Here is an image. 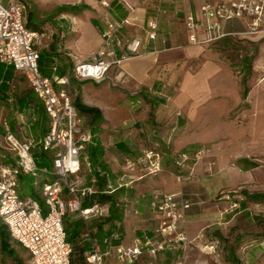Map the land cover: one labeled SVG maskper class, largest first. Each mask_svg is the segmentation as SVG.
<instances>
[{
    "label": "crops",
    "instance_id": "obj_1",
    "mask_svg": "<svg viewBox=\"0 0 264 264\" xmlns=\"http://www.w3.org/2000/svg\"><path fill=\"white\" fill-rule=\"evenodd\" d=\"M128 1L136 6V20L118 33V39L125 45L136 38L139 44L138 54L121 64L123 82L117 87L110 84L109 77L100 82L71 80L74 97L79 93L82 103L100 110L102 119L84 118L90 140L85 144L87 150L80 154L82 169L70 178L95 189L82 199V207L102 203L107 205L108 212L87 219L68 213L65 220L71 228L73 224L80 226L76 234L78 244L88 239L102 244L105 238L113 246L129 244L137 237L151 234L158 224L159 215L148 204L150 193L181 192L191 204L185 214L184 229L190 240L185 264H264V200L253 201L244 194H264V156L256 155L253 144L264 136V114L256 118L251 115L255 104L251 110L245 109L254 93L247 88L251 69H243L237 75L226 58L230 56L231 41L237 42L236 56H264V40L244 36V22L233 19L222 25L225 38L203 42L209 33L200 29L196 37L201 42L191 41L186 17L200 19L203 4L230 0ZM82 4L87 8L76 14L63 13L43 24L51 30L66 27L71 32L69 39L59 43L62 46L44 49L46 55L54 54L44 56L41 69L45 74H52L54 62L60 76H66L71 74L75 61H90L102 45L105 16L120 20L127 15L122 0H85ZM150 21L156 23L154 39L147 35ZM122 51V47L117 48V55ZM0 65V86H8L5 91L0 89V164L15 161L5 147L7 132L20 140L32 141V155L40 170L37 176L19 177L18 194L21 198L43 201L44 185L55 179L54 152L40 146L46 125L42 124L36 106L19 109L30 90L24 74L15 69L8 77L6 64ZM260 83H264V78ZM260 85L254 89L260 90ZM116 94L119 96L115 97ZM262 94L264 109V90ZM169 134L173 135L171 151H208L194 165L182 169L167 154L160 173L131 187H118L126 156L138 155ZM96 141L102 157L94 165L88 147L95 146ZM180 172L184 174L182 182L176 180ZM226 193L231 194L229 199L223 196ZM68 196L64 189L62 197ZM236 200L240 209L227 212ZM209 244L217 246L215 253L207 252L205 246ZM21 248L18 257L23 264H31L29 252ZM181 254V249L164 250L154 258L144 254L133 264H178ZM102 264L127 263L113 255Z\"/></svg>",
    "mask_w": 264,
    "mask_h": 264
},
{
    "label": "built area",
    "instance_id": "obj_2",
    "mask_svg": "<svg viewBox=\"0 0 264 264\" xmlns=\"http://www.w3.org/2000/svg\"><path fill=\"white\" fill-rule=\"evenodd\" d=\"M144 3L147 0H138ZM127 15L120 20L105 16V29L102 33V45L92 54L90 61H75L71 74L60 77L45 76L39 70V52L36 43L42 35L31 31L25 25L24 15L27 5L19 0H0V62L13 65L22 72L37 98L43 103L50 120L49 131L43 139L44 149H53V169L56 179L45 184L42 189L44 201L49 210L43 215L40 203L32 198H21L18 194L20 173L35 175L40 168L36 165L30 140H20L7 132V149L13 154L14 164H0V218L7 225L10 236L26 249L33 264H71L72 245L66 238L63 217L67 211L75 212L82 218L107 214L108 207L94 203L82 207V199L94 193L92 185H81L77 176L81 168V151L90 140V134L81 126V119L74 105L73 78L100 82L110 78L122 83L125 73L121 68L123 61L138 54L139 41L134 38L125 45L118 39V33L136 20V6L128 0H122ZM201 18L188 15L186 28L191 32L190 39L199 43L196 32L200 29L209 33L203 42H213L225 37L221 32L224 22L239 19L244 22V36L252 37L264 34V0H230L215 4L205 3L200 8ZM147 35L154 39L156 23H148ZM123 49L117 55L116 49ZM237 75L240 70L234 71ZM111 74V75H110ZM173 135L156 141L150 148L135 156L124 159L118 187H131L136 182L154 176L163 170V159L169 154L175 166L182 169L194 165L208 150L200 148L192 153L171 151ZM193 171L190 169L189 173ZM184 174H176V180L182 182ZM95 182V180H94ZM64 189L68 198H63ZM229 199V195L225 196ZM242 198V196H238ZM149 207L159 215L158 224L151 234L137 237L129 244L113 246L109 238L102 244L92 242L91 253L87 257L89 264H102L110 256L121 262L133 264L142 255L151 258L164 250H182L178 264H185V252L190 240L184 229L185 214L190 201L181 192L168 193L152 191ZM240 209V202H232L227 209ZM137 213L136 210H134ZM208 253H215V244L206 245Z\"/></svg>",
    "mask_w": 264,
    "mask_h": 264
},
{
    "label": "trees",
    "instance_id": "obj_3",
    "mask_svg": "<svg viewBox=\"0 0 264 264\" xmlns=\"http://www.w3.org/2000/svg\"><path fill=\"white\" fill-rule=\"evenodd\" d=\"M19 1L24 2L27 5V9H26V12L24 15L26 27L29 28L31 31H35V32H38L40 35H43V38L41 39L40 43H38V44L36 43V47H37L38 52H39V60H38L39 70L45 76L60 77V75H62V73L57 72L56 62H54L50 68L52 71V74H49V75L47 73L45 74L43 72V70L41 69L43 59L45 58L44 56H54V54H51V55L47 54L46 55L44 52V49L49 46L48 48L52 47L53 50H55L59 46H62V45H59V43L65 42V40L69 39L71 37V32H69V30L66 27L63 28L62 30L60 28L57 31H55L54 29L51 30L50 28H46L43 24L45 23V21H53L54 17L61 15L63 13H65V14H76V13L80 12L82 9L87 8V6L84 4H63V5H59L54 9L52 14L48 18H46L45 21H40V22L38 21L37 22L36 20L33 19V14L30 10V5L26 1H23V0H19ZM63 24H66V23H63ZM51 31H53V32H51ZM47 35H49V38H46ZM225 37H222V38L218 39L217 41H219ZM55 54H58V53H55ZM6 66H7V71L5 72V75L9 77V74L13 70H15V68L13 65H10V64H6ZM249 66L250 65H248L246 67V70L250 69ZM237 69H239L241 72V70L245 69V67L243 65H240V64L233 65V71H236ZM0 70H1V65H0ZM243 83H245V82L243 81ZM0 89L2 91H5L8 89V86L5 83H2L0 86ZM21 101H22V104L20 105L19 109H24V108L31 107V106L32 107L36 106L38 108V111H39L41 118H42V124L46 125L45 127H46L47 132H48L49 127H50L49 117L46 113V110H45L43 103L39 99H37V97H36V95H35V93L31 87H30V90L27 93L26 97H24ZM74 105H75V107L78 111V115L81 119V126L84 128L85 131L88 130V129H86V122L84 119L85 117L90 116L93 118L94 121H99L100 119H102L100 110L98 108L91 107V106H88V105L82 103L79 93L76 94L74 97ZM47 132H46V134H47ZM43 139H42L41 144H40L41 148L43 150H53V149H44ZM93 139H94V137H93ZM97 143L98 142L96 141L95 146L88 147L89 159H90L91 163L94 165L99 164L100 158L102 157V150L97 146ZM34 146L35 145L32 144L31 151H33ZM84 149L86 151L87 147L84 146ZM53 152H54V150H53ZM126 157H129V156H126ZM82 166H83V163L81 161L80 170L82 169ZM38 173H39V171L34 176H37ZM22 174H25V173H20L19 177ZM55 179H56V174H55ZM47 184H49V183H47ZM158 192H160V191H158ZM241 194H243V193L240 192L239 195H241ZM244 194L246 195L247 198H249L253 201L264 200V194L247 193V192H245ZM150 195H151V193H150ZM226 195H229V198L231 197L230 196L231 194H229V193L223 194L224 197ZM68 213H75V212L67 211L65 213L64 217ZM63 224H64L65 232H66V229H68V231L70 232V235L72 236V240L69 241L72 245V254L70 257V263L71 264H89L87 261V257L91 253L92 241L90 239H88V241L84 240L82 245L78 244L77 243L78 238H77L76 234L79 233L80 226L79 225L76 226L73 224V228H71L66 220L63 221ZM66 237H67V233H66ZM20 248L21 247L18 245V243L16 241H14V239L10 236L7 225L0 218V252L5 253L7 255V257L10 258L14 264H23L22 259H20L18 257V252H19ZM21 249H23V248H21ZM31 262H32V260H31ZM31 264H33V263H31Z\"/></svg>",
    "mask_w": 264,
    "mask_h": 264
},
{
    "label": "rangeland",
    "instance_id": "obj_4",
    "mask_svg": "<svg viewBox=\"0 0 264 264\" xmlns=\"http://www.w3.org/2000/svg\"><path fill=\"white\" fill-rule=\"evenodd\" d=\"M23 1H26L30 5V10L33 14V19L36 20L37 22L38 21L40 22V21H45L46 18H48L52 14L54 9L59 5L82 4L85 0H23ZM256 36L264 40V34L255 35L252 37H256ZM239 42L240 41H238V47H239ZM236 43L235 42L232 43V41L228 43L230 56H226V58L229 59V62L232 65L240 64V65H243L245 69L248 65H250L249 67L251 71L249 72L248 77H247L249 80L248 82L249 85L247 84V88L251 91L253 90L254 93L251 97L252 101L247 102L246 104L247 107L245 109L251 110L252 104H255V106L257 105V107L254 108L253 112L251 113V115L254 118H256V117H259L260 114H264V109H262V102H263L262 91L264 90V83L263 84L260 83L261 80L264 78L263 77L264 76V56H239V55L236 56L235 55L236 50H237L235 49ZM254 48H256V44L254 45ZM254 50H253V53H254ZM47 74L49 75L50 72H47ZM109 81L112 86L119 87L120 85V83H115L111 79H109ZM258 85H260L261 87L260 90L262 91H260L259 89H254L255 87H258ZM108 94L110 96L113 95L111 93H108ZM116 96H119V95L116 94L115 97ZM247 118H248V114H245L243 119L246 120ZM253 144L255 145L256 155L264 156V136L262 138L260 137L259 140L253 141ZM5 147L6 148L8 147L7 144H5ZM39 203L42 209V214L45 215L48 212L49 208L44 200L43 201L39 200ZM64 220H65V217H63V221ZM66 233H67V237H66L67 240L68 241L72 240V236L70 235V232L68 231V229H66ZM0 264H14V263L12 262L10 258L7 257L5 253L0 252Z\"/></svg>",
    "mask_w": 264,
    "mask_h": 264
}]
</instances>
